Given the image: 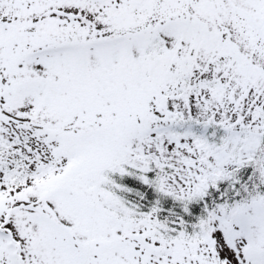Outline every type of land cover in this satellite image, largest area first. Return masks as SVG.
Wrapping results in <instances>:
<instances>
[{"label": "snow or ice", "instance_id": "1", "mask_svg": "<svg viewBox=\"0 0 264 264\" xmlns=\"http://www.w3.org/2000/svg\"><path fill=\"white\" fill-rule=\"evenodd\" d=\"M0 264H264V0H0Z\"/></svg>", "mask_w": 264, "mask_h": 264}]
</instances>
